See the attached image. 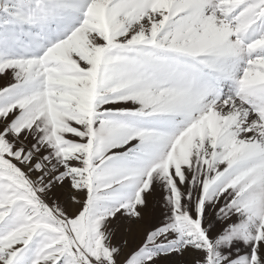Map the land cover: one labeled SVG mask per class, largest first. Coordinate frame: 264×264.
I'll return each instance as SVG.
<instances>
[{"label":"snow or ice","instance_id":"1","mask_svg":"<svg viewBox=\"0 0 264 264\" xmlns=\"http://www.w3.org/2000/svg\"><path fill=\"white\" fill-rule=\"evenodd\" d=\"M0 264H264V0H0Z\"/></svg>","mask_w":264,"mask_h":264},{"label":"rangeland","instance_id":"2","mask_svg":"<svg viewBox=\"0 0 264 264\" xmlns=\"http://www.w3.org/2000/svg\"><path fill=\"white\" fill-rule=\"evenodd\" d=\"M157 213H158V209H156Z\"/></svg>","mask_w":264,"mask_h":264}]
</instances>
